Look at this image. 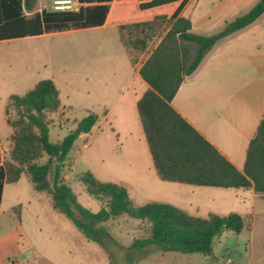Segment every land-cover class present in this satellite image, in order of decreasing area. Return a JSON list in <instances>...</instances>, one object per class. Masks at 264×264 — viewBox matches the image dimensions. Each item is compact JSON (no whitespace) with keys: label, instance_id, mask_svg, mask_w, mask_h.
<instances>
[{"label":"trees","instance_id":"1","mask_svg":"<svg viewBox=\"0 0 264 264\" xmlns=\"http://www.w3.org/2000/svg\"><path fill=\"white\" fill-rule=\"evenodd\" d=\"M113 1L129 3L111 6ZM34 2L0 0V41L96 28L106 23L117 27L120 42L129 57L131 49L124 40V32L145 33L156 23L169 20L168 30L138 72L148 89L137 100L136 111L156 176L168 183L252 189L255 194L264 195V115L248 144L243 170L238 171L171 106L179 87L197 69L205 54L219 40L256 21L264 13V0H259L249 11L210 36L191 33L190 21L178 16L187 0H78L84 6L77 12L43 10L26 17L24 11H30ZM178 3V9L167 19ZM136 44L140 45L138 49ZM130 46L143 52L146 42L137 39L130 42ZM10 109L15 111L13 118L8 115ZM59 111V92L48 79L39 81L21 96L8 97L5 121L12 134L0 165V199L3 185L16 183L24 174L35 192L49 196L55 212L64 215L85 239L99 244L103 239L111 240L102 227L109 219L126 215L147 222L148 236L134 239L128 252L142 253L155 247L162 252L211 257L213 242L222 231L238 235L243 230L246 222L235 213L225 216L209 213L205 218H198L166 203L134 206L125 187L101 182L90 172L82 173L78 181L101 207L96 213L84 208L65 183L63 171L74 142L81 134L91 131L97 116L89 113L74 121L75 129L60 142L52 143L49 115Z\"/></svg>","mask_w":264,"mask_h":264},{"label":"rangeland","instance_id":"2","mask_svg":"<svg viewBox=\"0 0 264 264\" xmlns=\"http://www.w3.org/2000/svg\"><path fill=\"white\" fill-rule=\"evenodd\" d=\"M54 1L35 0L32 9L25 10L24 14L31 17L43 10L57 12ZM258 1L190 0L185 15L196 20L197 34L210 36L220 32L226 23L249 11ZM169 24V20H164L145 33L124 32V40L131 49L129 58L134 62L133 65L146 58ZM258 25L264 29V17ZM137 39H144L146 42L143 52L136 50L140 47L139 44H136V49L130 46V42ZM0 49L4 58L11 62L23 55L29 56L34 66H40V77L51 80L58 90L60 111L49 115V140L52 143L60 142L73 131L74 121L89 113L97 116L98 127L92 128L74 142L65 162L64 181L81 206L92 213L98 212L101 207L100 202L85 193L78 181L82 173L90 172L101 182L125 187L134 206L159 202L170 204L193 217L205 218L209 213H223V216L235 213L246 222L238 235L222 231L213 242L211 257H205L200 254L162 252L155 247L147 248L142 253L128 252L127 248L134 239L148 236L149 225L126 215L109 219L102 224L111 240L103 239L99 244L86 241L64 215L53 213L56 222H65L72 230V235L65 236L68 240L71 237L73 239L68 246L72 249L71 258L80 256L77 258L81 259L82 264H110L111 261L113 264H225L226 260H230L231 264H264V205L256 203L252 213L248 203L224 205L216 195V192H229V198L233 199L234 190L168 183L156 177L136 107L132 111L126 109L122 114L117 110L127 103L133 93L140 90L138 81L132 82L131 63L120 42L117 28L83 29L11 40L0 46ZM260 60L264 64V57ZM11 66L14 69L13 64ZM126 78L131 83L122 90L121 85ZM113 88L119 99L115 103V109L104 116L102 100L108 99L107 103L110 102L108 96ZM26 89L9 85L5 93L21 96L28 91ZM8 115L10 118L15 117V111L10 109ZM11 134L12 129L6 124L4 114L0 113V138L8 140V143L1 146L3 156L7 154ZM139 142L142 143V149ZM23 183L26 185L24 189L21 185ZM14 190L34 195L24 177L18 185H6L0 210L2 224L10 220L6 209ZM29 208L32 210L34 204ZM31 216L25 214L24 217L25 227L29 226L26 231L29 233L33 232L30 228ZM62 231V226L57 225L54 231L57 235L54 237H61ZM75 236L87 244V249H78ZM54 250L59 256L63 254L60 245H56ZM66 256L69 257L67 254Z\"/></svg>","mask_w":264,"mask_h":264},{"label":"crops","instance_id":"3","mask_svg":"<svg viewBox=\"0 0 264 264\" xmlns=\"http://www.w3.org/2000/svg\"><path fill=\"white\" fill-rule=\"evenodd\" d=\"M189 2L190 0H187L178 16L188 19L191 24V33L199 35L195 30L196 20L185 15ZM117 3L129 2L113 1L110 5ZM179 5L180 3L175 6L167 19L178 9ZM263 17L264 13L249 26L219 40L205 54L197 69L185 78L171 101L172 108L238 171L243 170L248 144L264 115V64L260 60L264 57V29L258 25ZM96 28L117 27H110L105 23ZM50 34L56 33L40 36ZM8 41L11 40L0 41V46ZM4 57L0 49V113L4 114L5 119V106L8 97L11 96L5 93L7 87L11 85L27 88L26 90L29 91L39 81L46 78L40 77V66H36L35 63L34 66L29 56L23 55L17 58L15 62L8 61ZM146 58L135 65L131 64L132 82L137 80L140 90L133 93L132 97L127 99L126 104L118 107V113L122 114L126 109L132 111L133 107H136L137 100L147 91L148 86L141 80L138 73ZM12 64L14 69H12ZM130 83V79L126 78L121 85V89H126ZM113 89V92L108 96L110 102L107 103L108 99L102 100V102L104 101L102 103V108L105 110L104 116L115 109V103L119 99V95L115 92L116 89ZM98 124L97 118L93 128L98 127ZM83 135L81 134L78 138ZM4 143H8V140L0 138V165L5 157L1 148ZM139 146L142 149V143L139 142ZM23 177L29 182L28 178L22 174L16 183L3 185L0 210L6 185H18ZM63 177L66 179L64 171ZM65 183L67 184V182ZM21 185L23 189L26 187L24 183ZM29 185L34 195H30L26 191L21 193L19 190H14L11 199L7 203L6 210L9 213L10 220L6 224L0 223V264H82L81 259L77 258L80 256L75 259L71 258L72 249L68 246L70 240L73 239L71 237L68 240L65 237L66 235H72L71 228L65 222L58 223L55 221L53 213L56 212L51 208L49 196L45 193L35 192L30 182ZM221 190L235 191L233 199L229 198V192H216L224 205H245V203H248L252 213L256 203L264 205V195H257L252 189ZM32 204H34V208L30 210L29 206ZM15 208L16 211H14ZM25 214L32 215L30 228L33 229V232L31 233L26 231L29 226L25 227ZM218 214L223 216V213ZM57 225H61L63 229V234L58 239L54 237ZM75 237H77L75 241L78 242V249H87V244L82 242L78 236ZM56 245H60L62 248L63 254L61 256L56 254L54 250Z\"/></svg>","mask_w":264,"mask_h":264},{"label":"built area","instance_id":"4","mask_svg":"<svg viewBox=\"0 0 264 264\" xmlns=\"http://www.w3.org/2000/svg\"><path fill=\"white\" fill-rule=\"evenodd\" d=\"M54 5L57 12H77L80 7L84 6L78 0H55ZM225 264H231V261L226 260Z\"/></svg>","mask_w":264,"mask_h":264}]
</instances>
